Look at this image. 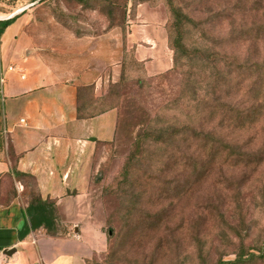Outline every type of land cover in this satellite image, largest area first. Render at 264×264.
<instances>
[{
	"label": "rangeland",
	"instance_id": "1",
	"mask_svg": "<svg viewBox=\"0 0 264 264\" xmlns=\"http://www.w3.org/2000/svg\"><path fill=\"white\" fill-rule=\"evenodd\" d=\"M29 10L37 51L111 76L106 96L118 122L113 139L97 145L91 177L109 236L103 263L233 264L244 254L239 264H264V122L240 129L210 118L220 92L208 83L215 62L232 72L226 82L240 70L244 91L264 84V0H41ZM180 21L182 54L210 48L215 60L184 56L175 69ZM143 23L152 35L161 26L166 65L139 59L131 33ZM103 44L110 59L102 66ZM46 210L48 231L61 229L55 209Z\"/></svg>",
	"mask_w": 264,
	"mask_h": 264
},
{
	"label": "crops",
	"instance_id": "2",
	"mask_svg": "<svg viewBox=\"0 0 264 264\" xmlns=\"http://www.w3.org/2000/svg\"><path fill=\"white\" fill-rule=\"evenodd\" d=\"M28 1L0 0V21L16 16L0 34V72L19 65L26 74L7 71L0 97V251L16 248L9 256L16 264H104L109 236L91 177L97 145L113 139L118 122L106 96L111 76L37 51L32 11H21ZM137 26L131 36L139 59L166 65L161 26L153 35L147 23ZM143 37L151 43L139 44ZM101 47L103 66L110 54ZM27 178L35 181V198L25 193ZM48 207L62 227L55 232L45 223Z\"/></svg>",
	"mask_w": 264,
	"mask_h": 264
},
{
	"label": "trees",
	"instance_id": "3",
	"mask_svg": "<svg viewBox=\"0 0 264 264\" xmlns=\"http://www.w3.org/2000/svg\"><path fill=\"white\" fill-rule=\"evenodd\" d=\"M16 16L4 19L0 21V34L4 32V30L10 25ZM176 26V24H175ZM183 27L184 24L180 21L177 24V35L172 42L173 49L175 50L174 64L175 69L181 68L184 66L182 58L193 57L196 55L202 54V58H206L209 63L216 59V52L213 53L210 48H199L198 53H186V55L182 54L181 50H187V47L183 44ZM188 52V50H187ZM215 62L211 64L212 69H216L215 78L209 80V77H213L211 71L209 72L208 83L212 82V90L213 92L219 91L220 97L217 105L213 106L211 111L209 112L210 118L213 116H219V121L225 126L239 127L240 129H246L253 125H262L264 122V84H258L256 88L257 93H251L255 90L254 85H252L251 90L248 91L241 88L242 83H244V75L237 71L233 73L229 82L224 80L226 75H230L229 71H226L225 64H219ZM243 71V70H241ZM219 77L221 79L219 80ZM224 80V81H223ZM264 82V80H262ZM239 92L238 95H234V91ZM212 105V104H210ZM218 106V107H217ZM182 135L181 130L176 131V135ZM184 135V134H183ZM17 175H22L19 172H15ZM40 225V224H39ZM36 227V226H35ZM256 256L255 253L247 254V257L254 258ZM244 254H241L233 264H239L246 262L247 259Z\"/></svg>",
	"mask_w": 264,
	"mask_h": 264
},
{
	"label": "built area",
	"instance_id": "4",
	"mask_svg": "<svg viewBox=\"0 0 264 264\" xmlns=\"http://www.w3.org/2000/svg\"><path fill=\"white\" fill-rule=\"evenodd\" d=\"M7 71H16L21 75L22 78H25L26 76L23 68H21L19 65H10L8 66L6 71L2 70L0 72V97H2L4 94L5 85L7 81V77H6ZM17 187L19 190L21 189L20 185L19 186L17 185ZM0 264H16V263L8 255L0 251Z\"/></svg>",
	"mask_w": 264,
	"mask_h": 264
},
{
	"label": "water",
	"instance_id": "5",
	"mask_svg": "<svg viewBox=\"0 0 264 264\" xmlns=\"http://www.w3.org/2000/svg\"><path fill=\"white\" fill-rule=\"evenodd\" d=\"M41 0H35L34 2H32L31 4L26 5L25 7H23L21 9V11H25L26 9H29L30 7L34 6L35 4L39 3ZM17 251L16 248H12L9 250H4V254L8 255V256H12L15 252Z\"/></svg>",
	"mask_w": 264,
	"mask_h": 264
}]
</instances>
